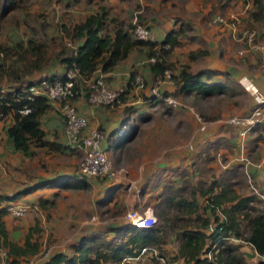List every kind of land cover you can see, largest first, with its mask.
Listing matches in <instances>:
<instances>
[{
  "label": "rangeland",
  "instance_id": "1",
  "mask_svg": "<svg viewBox=\"0 0 264 264\" xmlns=\"http://www.w3.org/2000/svg\"><path fill=\"white\" fill-rule=\"evenodd\" d=\"M3 1L0 0V61H4L5 65L13 61V55H8V58L5 59V52L7 51L10 54L7 47L13 46L16 41L25 43L28 38L41 39L46 42L49 45V54L52 57L53 53L61 49H72L76 46L78 40L73 41L65 36L62 38L61 26H72L82 21L100 3L109 6L111 18H117L126 25L144 23L149 27L150 25L164 27L168 21L167 27L181 29L183 24H189L191 27L192 24L189 22L191 21L196 25H201L203 29L208 31L216 30V26L222 25L213 24L212 18L217 13L224 14L221 9L225 5H222L224 0H16L15 7H7L6 10H2ZM241 19L244 22H242L243 28H254L253 24H250V20ZM189 30L185 32L186 36L183 35L178 38L179 43L173 46L167 54L166 58L172 64V71L177 72L184 62H188L190 68H196L198 64L203 62L204 56H200L193 61L189 60L188 55L190 51H193L192 47L206 48V45L198 37L193 35V38H188V35H191ZM57 42H60V45H57ZM238 45L240 48L242 47L240 43ZM147 59V47L142 46L140 49L132 51L128 58L119 62L117 68H115L128 71V75L127 78L125 75L121 76L120 83L111 88L122 89L121 98L112 107L99 106L104 109L121 107L122 117H125L122 125L127 124L128 120L132 119V121L136 120L141 127H144L138 131L135 139L127 141L121 149L114 151L112 154L105 150L116 173H118L120 167L114 163L115 159L117 160V158L123 156L124 160L134 162L126 167L128 170H132L134 174L135 172L139 174L140 171H148V174L141 179H127L125 176L119 180H116V177H112L113 179L104 176L88 177L87 186L65 189L67 192L64 189L60 190L57 197H52L54 203H47L46 207H40L38 202L35 203L33 196L24 198L31 204L27 213L22 217L7 218L13 228L19 227L11 234V237L22 244L30 227L34 229L38 223V231H32L33 235L31 236V241L38 242V250L21 260L20 263L33 259L37 264H40L54 251L64 252L71 256L74 251L72 244L85 235H99L101 238L107 239L113 236L112 232H107L109 227L113 225L121 226L127 223L125 213L131 208L144 209L148 206L151 207L157 218V223L154 226L159 227L162 221L159 220L156 214L158 209L154 205L158 193L165 191L166 188L169 189L179 185L181 181H187L193 183V187L196 185V188H189L184 192L186 197L191 198L192 190H197L200 185L207 187V182L204 183L203 181L209 180L211 174L213 175L216 172L218 176H228L230 173L235 172L234 166L231 167L235 162L231 163L230 160L240 158L238 154L240 149L235 148L236 145H232L226 153L222 149L215 153L214 149H210L213 147H208L205 137L209 135L210 131H221L225 125L233 128L232 125L226 123V120L233 115H238L232 109L231 104L241 98L237 97L235 100L234 96L228 94L208 98L193 94L189 98L187 96L181 98L175 96L179 105L168 107L163 101L158 102L155 98L150 99L148 97L156 80L152 76L149 78L145 75L144 69L148 66ZM14 66L15 64H13ZM49 67L50 65L47 69ZM131 73H139L145 77L146 83L143 88L136 89L127 83ZM45 75L46 73L43 76ZM240 82L242 83V81ZM7 86L5 78L0 79V90L6 89ZM160 87L162 89L164 85L161 84ZM245 89L250 95L243 89L244 92L239 96L254 99L250 91L246 87ZM84 92L85 90H82L75 99L81 97L87 102ZM139 99L140 101L136 102ZM171 109L178 110L176 113L177 118L183 115L184 119V113L187 112L191 116V122H188L187 118V122L182 121L175 127V121L172 122V118H176L174 116L175 112L170 115ZM197 116H199V119ZM8 122V118L3 120L2 130L6 124L8 125ZM201 123L205 125L204 130L199 128ZM262 123L250 135H252L251 139L254 137L255 141V138L260 136L261 142L264 144V122ZM125 126L132 127L126 131L125 137H132L135 133L134 126L132 123ZM227 131L232 137L231 130ZM0 139V193H11L14 189L31 185L39 181L42 175V177H45L50 175V172L56 173L58 169H63L64 166L70 167V174L75 175L78 163L83 158V151L81 149L77 150L78 148L76 151L74 150L77 154L74 163L70 162L67 157H56L55 154L43 149H36L34 155H27L14 149L11 143H8L4 138ZM207 147L210 153L215 156V160L212 163L214 167L207 164L206 167L209 172L204 173L198 153L201 154L203 150H207ZM260 147H255L253 141L249 140L247 150L244 149L241 155L249 161L246 169L252 174V180H255L253 183L258 185L264 196V162L261 164L260 177L256 178L255 172L251 169V166L257 167L259 160L264 158V155L260 153ZM236 153L238 154L237 157ZM47 154H51V156H47ZM229 162L231 164H227ZM237 162H241L242 166L236 170L240 176L235 177L239 181L235 186L240 192H245L248 187L244 175L245 166L240 159ZM158 163L161 166H158ZM174 169L180 172L181 178H172L170 172H173ZM118 183L121 189L116 193L113 191L106 195L108 190L114 187L111 184L117 185ZM45 191L47 192V190ZM132 195L137 201L133 207L128 208L129 204L126 199ZM196 197L199 204L203 205V198L198 194ZM257 206L264 209V197L260 199ZM170 211L167 210L166 216L169 215L170 217L172 213ZM7 214L9 215V213ZM31 220V223L37 221L28 230L20 231V228H24L26 224L21 222ZM65 226H69V228H64ZM209 228L211 229V226ZM163 236L164 242L160 245V252L164 258L168 259L166 264H184L183 259L176 255L178 241L174 237V233L166 228ZM156 247L159 248V246ZM258 258L251 257V255L246 256L249 264H256ZM133 263L159 264L158 262H145L144 260H135Z\"/></svg>",
  "mask_w": 264,
  "mask_h": 264
},
{
  "label": "trees",
  "instance_id": "2",
  "mask_svg": "<svg viewBox=\"0 0 264 264\" xmlns=\"http://www.w3.org/2000/svg\"><path fill=\"white\" fill-rule=\"evenodd\" d=\"M16 4V0H4L2 10L15 7ZM248 16L261 23L263 30L258 35L264 41V0H252ZM133 27L134 23L126 25L117 18H111L109 6L100 3L82 21L72 26H61L62 38L65 36L73 41L78 40L72 49H61L53 53L52 57L49 54V45L36 38H28L25 43L16 41L13 46L7 47L10 54L6 51L5 59L8 55H13V61L8 65L0 61V79L5 78L8 85L6 89L0 90V112L3 120H11L5 132L14 149L31 155L35 148L54 151L66 148L58 142L48 140L41 128L40 117L49 109L50 104L45 96L32 93L30 88L37 85L42 78H63L65 72L75 66L78 69L76 87L86 93L88 82L95 77L96 71H111L132 51L142 46L147 47L148 58L154 57L153 61L148 60L147 63L153 79L161 76L166 69L172 70V64L166 58L167 54L179 43L180 36H186L185 32L190 29V25L183 24L181 29L170 30L160 42L137 39ZM188 38H193V35H188ZM57 43L60 45V42ZM165 44L169 45L168 48L164 47ZM207 53V49L202 48L190 51L189 60L193 61ZM55 62L63 67V71L57 75L43 76V70L46 71ZM38 72L40 73L35 75ZM215 72L210 69L193 72L189 63H183L176 73L172 71V79L177 86L176 91H194L206 96L223 88V83L202 79L203 76L209 77ZM133 77L134 73H131L127 80L129 85ZM24 109L28 110L23 112ZM198 157L204 173H208L206 165L213 159V155L200 154ZM241 164H234L235 172L231 176L211 174L209 180L203 181L207 182V187L200 185L197 190H192L191 198L186 197L184 192L189 188H196V185L193 187V183L187 181H181L179 185L158 193L154 205L158 209L156 214L162 221L159 227L137 228L131 223L111 226L107 232H112L113 236L107 239L99 235L82 236L72 244L74 251L71 256L56 252L40 264H120L123 257L135 255L143 246H159L158 254L163 257L160 245L164 242L163 232L166 228L174 233L178 241L176 255L183 259L184 264H249L246 253L241 249L244 242L257 253L259 258L256 264H264V209L257 206L260 199L248 184L249 194L237 191L235 184L239 181L235 177L240 174L236 170ZM244 175L246 176L245 172ZM56 182L70 188L87 186V179L78 178L76 175ZM45 184L36 183L10 195L0 193V202L15 200ZM197 194L203 198V205L199 204ZM47 202L51 201L39 199L42 207ZM168 209L172 212L170 217L166 216ZM5 212L1 207L0 246L6 248L12 264H20L21 260L38 250V242L31 241L32 231H38V224L34 229L30 227L22 244L16 243L10 239L5 228L2 219ZM231 238L240 241L232 242ZM135 248L137 251H134Z\"/></svg>",
  "mask_w": 264,
  "mask_h": 264
},
{
  "label": "crops",
  "instance_id": "3",
  "mask_svg": "<svg viewBox=\"0 0 264 264\" xmlns=\"http://www.w3.org/2000/svg\"><path fill=\"white\" fill-rule=\"evenodd\" d=\"M249 1L252 2V0H249ZM222 5H224L225 8L222 7L223 9H221V10H223V12L225 14V15L224 14L223 15L226 16V18L237 17V18L248 19L251 21L250 24H253V27L258 32V34H261V32L263 30L261 23L257 22V21H253V19L251 17H249L248 14H246L242 10V5H243L242 0H227L226 2L224 0ZM94 11L95 10H91L90 13H92ZM90 13H88V14H90ZM188 19H190V18H188ZM189 22L192 24V26L190 27V30H189L190 34L198 37L200 39V41L206 45V48H202V49H207V51H208L206 56H204L202 64H198V66L196 68L191 67V70L193 72L201 70V69H210V70L216 71L214 75H211L209 77L203 76L202 79L206 80L208 82L223 83L222 89L217 90L215 94L206 95V98H208L210 96H222L225 94L234 96L235 100L237 97H239L241 99L232 102V104H231L233 107L232 109L238 115H245V114L249 113L252 110V108L254 107L255 102L253 101L254 99H251L249 97L248 98L247 97L242 98L239 96L244 92V90H245V92H247L248 95H250L240 81L242 80L243 82L245 81L247 83H250L251 85L256 87L258 90L264 92V71L259 67L258 57H257L256 51L253 49H250L248 47L240 48L239 45L237 46L238 43L235 41L237 43L236 44L234 42L233 38L231 37V31H230V28L228 25H220V26L218 25V26H216V28H217L216 30L208 31V30L203 29L201 25H196L194 22H191V21H189ZM168 24H169V22L167 21V23L164 25V27L153 26V25H150V27H149V25H147V24H144V25H146L152 31L153 40L160 42L164 38L166 33L173 29L171 27H167ZM245 24H247V23H245ZM215 25H217V24H215ZM163 30H165V32H163ZM190 43H194V42H190ZM191 49L195 50V49H199V48L194 46ZM239 50H242L243 53L240 54L242 56L238 55ZM128 57H129V55H128ZM148 60L149 59H147V63H148ZM184 63H188V62H184ZM126 67H127V65H126ZM116 68L114 67L111 71H108V72H101L100 70H98L95 72L94 76H98L99 74H102L103 77L105 78L106 82L108 83V85L110 87H115L122 80L120 78L121 76L125 75L127 78V75H128V71H122V70H120L121 68H119V69H116ZM62 71H63V67L59 63L55 62L44 73H46V75H51V74L57 75L58 73H61ZM144 72H145V75L148 76L149 78H150V76H152L148 66L146 67V69H144ZM44 73L42 75H44ZM173 73H176V71H173ZM162 84L164 85V87L162 88L163 89L162 91H165L166 93H171L174 96H177L180 98L183 96L184 97L187 96V98H189L190 96L192 97V94H193L195 96H199V97L204 98L202 95L198 94L197 92L195 93L194 91H192V92L176 91L177 86L175 85L174 82L173 83L165 82ZM139 101H140V99L136 100V102H139ZM156 101L159 102V101H163V100H156ZM74 103L76 104L78 111L85 117V119L87 121V126L85 129V132H86V130H88L90 128H99V129L103 130V132L105 133V138L103 140V146H104L105 150L110 154H112L116 150L121 149L122 145L125 146L127 141L129 142L132 139H135L138 131H140L141 129L144 128V127H141L136 122V120H134V121H132V119L128 120V123H130V125L132 123V125L134 126L135 133L132 135V137L126 138L125 137L126 131L132 127L131 126L130 127L125 126L128 123L127 124L125 123L124 125H122V121H123V119H125V117H122L121 107L104 109L99 105H89L85 101V99L81 98V97L76 98ZM163 103H165V102L163 101ZM49 104H50L49 109L46 112H44L40 117L41 128L44 130L45 137L48 140L58 142L59 144L63 145L66 148H63L62 151H54V150H50L48 148H35V150L36 149L47 150V151L51 152V154H55L56 157H67L70 160V162L74 163V162H76L77 154H75V151H76L77 147L72 148V147L66 146L65 136H64V132H63L64 123H63V119L60 115V112L58 113V111H60L58 104L55 102H51V101H49ZM172 109H174V108H172ZM172 109L170 111V115L175 112L174 116L176 118H172V122L175 121V123H174L175 127H177L178 124H180L182 121L187 122V118H188V122H191L190 114L185 112L184 113V119H183V115H182V117L180 116L177 118L176 113L178 110L176 109V111H175ZM10 122H11V120L9 118L8 125L10 124ZM262 124L263 123L258 124L257 127H259ZM8 125L6 124V126L3 127V130H2V126H3V123H2V125L0 127V134H2V135H0V138H2V139L4 138L8 143H11L10 139L8 138V136L6 135V132H5V129L7 128ZM225 126L219 132H218V130H216L214 132L210 131L209 135H207L205 137L206 138L205 142L208 144V147L209 148L213 147L210 149L211 150L214 149L215 153L219 149H222L223 152L226 153V152H228V149H230L232 145H234V146L236 145L235 148H239L240 152H242L241 145H243V150L244 149L247 150V144H248L249 140H252L255 147L261 146L259 148L260 153L262 155H264V144L261 142V139H258L260 136L255 138L256 141L254 140V137H253V139H251L252 135H250V134L252 132H254L257 127H254L251 132H248V133L246 132L244 134H241L240 130H242L244 126H240V125L239 126H233V128H229L228 125L226 127ZM227 130H231V132L233 133L232 137L229 135ZM0 141H1V139H0ZM122 142H123V144H120ZM208 147H207V150L202 151L201 155H204V154H207L209 156L213 155L212 153H210V150ZM35 150H34V153H32L31 155H34L36 153ZM77 150H79V148ZM17 151H20V150H17ZM20 152H22V151H20ZM237 153H238V151H237ZM237 153L235 154L236 157L239 154V153L238 154ZM51 154H47V156H51ZM198 155H200V154L198 153ZM237 159L232 158V160H230L231 163L235 162V163H233V165H231V167L234 166V164L238 163ZM214 160H215V156L213 155V159L208 161V166L214 167V165L212 164ZM235 160H237V161H235ZM230 162L227 164H231ZM263 162H264V158L259 160V164L256 165L257 167L251 166V169L255 172L254 175L256 176V178L261 176V172H262L261 171L262 170L261 164ZM114 163L117 164L116 166L119 165V167H120L117 175L115 176L116 178L113 177L116 180H119L124 176L127 179H141L146 174H148V171H143V172L140 171L139 174L135 172V174H134L132 170H128V168H126V167H129L128 165L130 163H134V162L130 161V160H124L123 156L117 158V160L115 159ZM157 165L161 166V164H159V163ZM259 167H261V168H259ZM70 170H71L70 167L67 168L66 166H64L63 169H58V171L56 173L50 172V175H47L45 177H42L43 176L42 175L41 178H39V181L34 182L33 184L25 186L23 188L14 189L11 193H7V194L10 195L14 192L24 190L25 188L36 185V183H46L45 186L38 187L34 190H31L30 192L22 195L21 197H19L17 199H24V198H28V196H33L35 203L38 202L39 205H40V203H39L40 198L47 199L48 201H51V202H47V203H54V201H52V200H54L52 198L53 196L57 197L60 190H63V189L65 190V189L70 188V187H65V186L56 184L57 183L56 181H58L59 179L72 177L73 174H70V172H71ZM210 171H212V170L210 169ZM257 173H259V174H257ZM170 174L172 175L173 179H177V177L181 178V176H182L180 174V172H178L175 169L173 170V172H170ZM214 175L218 176L216 172ZM231 175H232V173L229 174V176H231ZM50 182H51V184H49ZM179 183H181V182H179ZM111 185L114 187H111L108 190V192L106 193V195L112 193L113 191L116 193V192H118L119 189H121V186L119 185V183L117 185L116 184H111ZM236 189H237V187H236ZM45 190H47V192ZM237 191L240 192L239 190H237ZM241 193L249 194L248 187H247V191L241 192ZM109 200H111V199H109ZM7 201L8 200L0 202V208L2 207L4 209V205ZM111 201H109V202H111ZM136 201H137V199L135 200L133 195L128 197L126 199V202H128V204H129L128 208L130 206L133 207L136 204ZM40 207H42V206L40 205ZM44 207H46V205ZM7 213L8 212H5V214H3V216H2L5 228L8 232L10 239L16 243H19L18 241H16L15 239H13L11 237V234L14 233L17 230V228H19V227L13 228V225L9 221H7V218H9V217L14 218V216H12L11 214H9L10 215L9 216ZM35 221H37V220H35ZM31 222H32V220L29 222L28 221L21 222L22 224H25V223L26 224L24 225V228H22V229L20 228V231H23L24 229L28 230V228L34 224V222L33 223H31ZM113 226H117V225H113ZM64 228H69V226H65ZM26 230H25V232H26ZM231 241L232 242H239L240 240H238L237 238H234ZM19 244H21V243H19ZM136 249L137 248H135L134 251ZM241 249L246 253V256L251 255V257H258L257 253L252 249V247L250 245L246 244L245 242L241 246ZM56 252H59V251H54L51 254H49L48 256H50ZM135 260H140V261L144 260L145 262L146 261H148V262L153 261L154 263L158 262L159 264H166V260H168V259L167 258L159 259L157 255H153L150 251H146V252L141 253V255L138 258L133 259L132 262H129L128 264H134L133 262Z\"/></svg>",
  "mask_w": 264,
  "mask_h": 264
},
{
  "label": "built area",
  "instance_id": "4",
  "mask_svg": "<svg viewBox=\"0 0 264 264\" xmlns=\"http://www.w3.org/2000/svg\"><path fill=\"white\" fill-rule=\"evenodd\" d=\"M242 10L249 14L252 8V2L249 0H242ZM213 24L228 25L231 31V37L234 41L241 44V48L248 47L256 51L258 57L259 67L264 71V41L260 39L258 32L253 28H243L242 19L237 17L226 18L223 14H215L212 18ZM244 23V22H243ZM133 33L137 39L141 40H153V34L150 28L141 23H134ZM168 44L164 47L168 48ZM242 54V50L238 51ZM150 61L154 60V57L148 58ZM78 75V69L73 66L68 69L63 78L47 79L42 78L37 85L30 88L31 92L38 95H43L48 101L55 102L59 105L60 115L63 119V132L65 136V144L67 147L79 148L83 151V158L78 163L76 176L78 178L93 176H104L112 178L117 175L111 160L109 159L105 148L103 146V140L105 133L99 128H90L86 130L87 121L85 117L78 111L76 104L74 103L75 97L82 92V90L76 87V78ZM156 83L150 89L148 97L158 98L163 100L169 107H177L179 102L177 98L171 93H165L161 89V84L168 82L173 83L172 70L166 69L161 76L155 77ZM242 81V80H241ZM146 79L141 74H134L130 84L136 89H141L145 86ZM243 86L246 87L254 98V107L245 115H233L226 120V123L232 126H244L240 130L241 134L251 132L254 127L264 122V92L258 90L250 83L243 82ZM122 89L111 88L106 82L102 74L95 76L90 82H88V90L86 94V100L90 105H103L112 107L120 100V94ZM28 109H24L26 112ZM199 119V116H197ZM3 123V115L0 112V127ZM201 130L205 129L204 123H201ZM242 152H243V145ZM239 153V159L243 161L245 166L244 172L247 177V182L256 196L259 199H263V193L258 185L253 183L254 179L248 170L246 165L249 163L247 158ZM238 159V160H239ZM255 182V181H254ZM31 204L25 199H15L7 201L4 205V209L14 217H21L27 213ZM125 218L127 223H131L137 228H149L157 223V218L151 207L144 209L131 208L126 211ZM234 238H231L233 240ZM137 251V249L135 250ZM150 251L153 255H157L159 259H164L159 256V248L156 246H143L133 256L123 257L120 264H128L133 259L138 258L141 253ZM140 254V255H139ZM11 258L7 254L6 248L0 246V264H12ZM20 264H37L35 260L29 259Z\"/></svg>",
  "mask_w": 264,
  "mask_h": 264
},
{
  "label": "clouds",
  "instance_id": "5",
  "mask_svg": "<svg viewBox=\"0 0 264 264\" xmlns=\"http://www.w3.org/2000/svg\"><path fill=\"white\" fill-rule=\"evenodd\" d=\"M166 93V92H165Z\"/></svg>",
  "mask_w": 264,
  "mask_h": 264
}]
</instances>
